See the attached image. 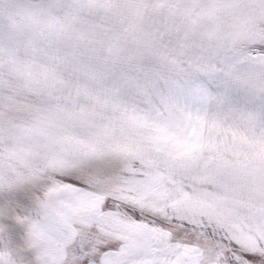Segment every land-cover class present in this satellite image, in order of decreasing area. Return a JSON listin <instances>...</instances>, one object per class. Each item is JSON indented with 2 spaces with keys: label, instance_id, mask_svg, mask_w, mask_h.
I'll list each match as a JSON object with an SVG mask.
<instances>
[{
  "label": "snow or ice",
  "instance_id": "snow-or-ice-1",
  "mask_svg": "<svg viewBox=\"0 0 264 264\" xmlns=\"http://www.w3.org/2000/svg\"><path fill=\"white\" fill-rule=\"evenodd\" d=\"M0 264H264V0H0Z\"/></svg>",
  "mask_w": 264,
  "mask_h": 264
}]
</instances>
